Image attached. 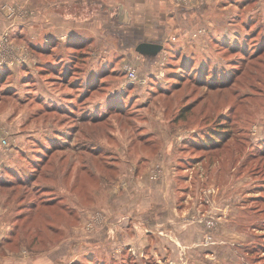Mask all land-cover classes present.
Masks as SVG:
<instances>
[{
  "label": "rangeland",
  "instance_id": "rangeland-1",
  "mask_svg": "<svg viewBox=\"0 0 264 264\" xmlns=\"http://www.w3.org/2000/svg\"><path fill=\"white\" fill-rule=\"evenodd\" d=\"M0 35V203L29 250L50 247L38 234L68 218L84 223L57 264H106L86 254L105 247L101 215L65 202L70 178L86 196L115 173L110 188L141 189L144 174L178 194L159 234L172 258L154 264H264V0H0ZM157 39L155 58L136 51Z\"/></svg>",
  "mask_w": 264,
  "mask_h": 264
},
{
  "label": "crops",
  "instance_id": "crops-1",
  "mask_svg": "<svg viewBox=\"0 0 264 264\" xmlns=\"http://www.w3.org/2000/svg\"><path fill=\"white\" fill-rule=\"evenodd\" d=\"M122 6L119 8L120 11L123 10ZM124 19L127 20V15H125ZM153 41H158V39ZM162 142L166 143L165 146H167L171 143V139L165 138L160 141V144ZM152 152L153 151L148 150L147 154L151 155ZM156 154L157 153L152 155L155 160L157 158ZM136 172L138 173L139 171H132V173ZM129 173H127V177ZM165 175H168L167 171ZM126 176L125 173L123 174V172H121L118 177H116V181ZM142 179L143 184L141 189L135 188L139 185L138 183L134 184V181L129 182V186H124L118 190L110 188L112 186L110 183L104 184L102 189H85L84 193H87L86 196L78 195L77 189H68L72 197L68 198L65 202L70 207L73 206L77 208L78 203L80 204L83 202L84 212L82 215H89L87 219H89L90 216H92L91 219H96L97 213L94 210H99L101 215L100 220H92L94 223L96 222L95 226H99V230L101 229L105 236V247H102L103 249H100L101 251H95L96 249L92 248L93 251L86 254L94 252L96 255H99V258L106 264H128V261H126L127 258L134 261L132 264H139L137 261L140 258L147 260L145 264H151V262L153 263L151 260L152 255L159 257L158 254L162 255L164 259H166V257L172 258V253L167 254V251L164 250L167 246L162 242L163 237H160L162 235L159 236V234H163V231H166V227L169 226V223L173 222L176 216H179V213H176L177 210L173 208L177 201L178 194H175V199L168 198L169 194L167 189L160 190L157 187L155 189L154 186L156 184L149 181L144 174ZM147 182L149 185L143 187ZM0 199H3V202L7 205L10 203V200L4 196L3 192H0ZM166 199L169 200L171 204ZM172 202H174L173 206ZM0 209H2L0 211V238L5 237V244L0 245V264H46L47 262L45 261L49 260V258L46 260L45 255H49L50 258H52L50 259V261L52 260V264H57L59 261H62L61 258L64 257L63 254H66L67 257L71 254L72 256L76 254L74 250L70 249V245L72 241L73 245L76 244V241H74L76 239L74 230L82 228L84 222L78 225L79 227L68 218L60 222V217H56V215L51 214L49 211L43 210L41 213H38V216L43 219L45 216L56 218L45 224L44 227L47 228L43 229L46 230V232L41 231L38 235H42L40 238L43 239H45V235L48 234L54 237L51 239L50 247L44 246L43 249L36 247L35 249L29 250L28 245H25L28 239H25L26 237L23 235L28 234L23 230L21 232V229H19L17 233H13L15 230L13 226L14 219L12 216L9 217L7 215L9 209H7L3 203H0ZM89 209L92 210L90 211ZM138 218L145 220L141 221L138 220ZM146 227L148 229H146ZM63 228L67 234L62 237L61 231ZM33 231H30L28 228L29 233ZM87 232L88 231H82L84 237L90 234ZM16 238H21L20 245L16 246V244H14ZM90 242L91 244L96 243L94 240H90ZM66 244L68 248L65 249L64 253V250L61 251V249ZM2 246H4L5 249L1 248ZM158 249L160 253H158ZM161 250H163V252ZM47 251L48 253H46ZM174 254L176 255L175 250Z\"/></svg>",
  "mask_w": 264,
  "mask_h": 264
},
{
  "label": "trees",
  "instance_id": "trees-1",
  "mask_svg": "<svg viewBox=\"0 0 264 264\" xmlns=\"http://www.w3.org/2000/svg\"><path fill=\"white\" fill-rule=\"evenodd\" d=\"M158 41H160V40H158ZM158 55V54H157ZM157 55H155V56H146L147 58H149V59H152V58H155ZM186 108L187 107H184L183 108V110H186ZM183 112V111H182ZM172 125H175V123H171ZM211 138H212V140H213V136H211ZM160 144V140L159 139H157V140H155L154 141V143H152V144H148V143H145L144 144V147H149V150L150 151H154V147L155 146H158ZM143 151H145L144 149H143ZM146 153V152H145ZM94 166H96V165H94ZM95 168H97L98 170H99V167H95ZM92 171H93V173L95 172L93 169H92ZM88 172H90V171H88ZM93 175L94 174H92V172L90 173V176L89 177H92L93 178ZM96 176L95 177H98V174H95ZM116 175V173L115 174H113V175H108V177H113V176H115ZM88 179H89V177L88 176H86ZM106 178L103 182H101L100 184H97V186H100V188L99 187H97V188H95V189H102L103 188V184H108V183H110V181H111V178L109 179V178ZM91 178V179H92ZM99 178V177H98ZM70 179H72L71 181H69V184L70 185H72L73 187H74V189H75V186H76V182H77V180H76V176L74 175L72 178H70ZM94 179V178H93ZM73 189V190H74ZM72 190V189H71ZM78 190H80V189H77V191ZM86 190H88V189H86ZM46 206L45 207H49V206H52V205H54V202L52 201L51 203H49V202H45L44 203ZM59 207V210L61 211L62 210V208L60 207V206H58ZM46 211H49V210H46ZM50 212V211H49ZM51 213V212H50ZM44 228H47V227H44ZM48 230V229H47ZM38 233V232H37ZM36 233V234H37Z\"/></svg>",
  "mask_w": 264,
  "mask_h": 264
},
{
  "label": "water",
  "instance_id": "water-1",
  "mask_svg": "<svg viewBox=\"0 0 264 264\" xmlns=\"http://www.w3.org/2000/svg\"><path fill=\"white\" fill-rule=\"evenodd\" d=\"M164 48V44L161 41H141L135 49L137 52L144 56H155Z\"/></svg>",
  "mask_w": 264,
  "mask_h": 264
},
{
  "label": "built area",
  "instance_id": "built-area-1",
  "mask_svg": "<svg viewBox=\"0 0 264 264\" xmlns=\"http://www.w3.org/2000/svg\"><path fill=\"white\" fill-rule=\"evenodd\" d=\"M174 3H177V4H188L189 2H192L193 0H172ZM195 2V1H194ZM6 37V35H0V49H1V47H2V42H3V39ZM128 75H129V77H131V78H135V76H136V70H135V68H133V67H130L129 69H128ZM8 144H9V142H8V140L6 139V137H4V136H0V146H4V147H6V146H8ZM90 227H91V225H90Z\"/></svg>",
  "mask_w": 264,
  "mask_h": 264
}]
</instances>
